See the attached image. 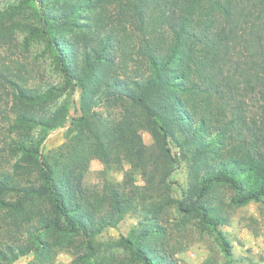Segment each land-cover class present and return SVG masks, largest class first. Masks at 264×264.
Segmentation results:
<instances>
[{"label":"trees","instance_id":"16d2710c","mask_svg":"<svg viewBox=\"0 0 264 264\" xmlns=\"http://www.w3.org/2000/svg\"><path fill=\"white\" fill-rule=\"evenodd\" d=\"M31 2L41 8L42 33L64 79L81 91L82 115L71 124L80 136L58 148L59 157L44 155L51 132L67 125L70 104L51 105V92L30 87L23 64L0 63L5 104L12 105L9 111L0 106L1 114L15 117L16 131L41 127L37 138L27 135L9 149L15 160L0 170V211L21 230L0 247V264L29 255L32 264H54L56 249H75L117 228L136 208V186L125 195L119 184L106 182L102 194H92L85 177L94 157L109 169L117 151L143 165V128L160 132L165 143L177 131L187 135L203 174L196 199L185 197L179 209L216 232L235 263L221 230L228 219L207 201L221 186L232 189L236 207L264 200V0ZM111 7L121 13L115 17ZM126 24L138 32L135 39ZM98 102L127 106L120 124L96 118ZM134 233L120 243L136 263L181 264L165 249L157 223ZM84 257L93 258L72 264Z\"/></svg>","mask_w":264,"mask_h":264},{"label":"rangeland","instance_id":"374dc122","mask_svg":"<svg viewBox=\"0 0 264 264\" xmlns=\"http://www.w3.org/2000/svg\"><path fill=\"white\" fill-rule=\"evenodd\" d=\"M40 9L39 5L33 6L31 0H0V63L18 62L26 66L31 71L30 87H46L51 92L49 102L54 107L69 102L67 125L51 132L42 148L44 155L53 153L59 157L58 148L76 143L80 136L71 124L74 118L82 115L81 91L74 90L66 82L52 56L42 33ZM110 13L116 17L121 12L111 7ZM125 28L134 39L135 34L138 36L131 25L126 24ZM66 36L72 37V34L67 33ZM1 83L6 84L0 78V106L9 111L12 105L6 106L8 99ZM98 104L94 105L92 113L96 114V118L114 125L120 124L128 109L115 102ZM2 112L0 109V170L9 168L14 162L9 149L16 142L27 139V135L37 138L41 131V127L36 125L16 131L12 127L15 117L12 114L3 116ZM140 134L145 146L143 165L138 167L127 151H117L111 156L109 169L98 157H94L85 177V186L92 194H102L106 182L119 184L125 195L130 193L132 185L136 186L135 210L117 228L106 230L91 242H78L75 249H56L54 264H72L84 255H92L93 258L88 260L84 257L86 262L82 264H138L120 240L132 232L143 231L152 222L164 229L165 249L171 250L181 264H231L216 232L203 226L198 216L179 209L185 197L196 199L203 174L202 165L196 159L194 147L188 144L187 135L177 131L175 139L165 143L158 131L143 128ZM233 195L231 188L221 186L207 201L208 206L219 208L228 219L227 224L221 225V230L229 236L233 246L235 263L232 264H264V200L236 207L231 201ZM40 205L48 207L43 203ZM9 217L8 211H0V247L21 236V230L11 227ZM34 260V256L29 255L15 264H32Z\"/></svg>","mask_w":264,"mask_h":264}]
</instances>
